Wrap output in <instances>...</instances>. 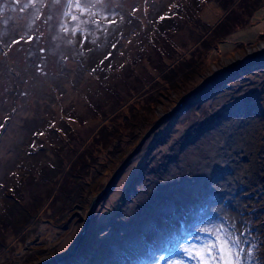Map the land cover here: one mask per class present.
<instances>
[{"label": "rangeland", "instance_id": "374dc122", "mask_svg": "<svg viewBox=\"0 0 264 264\" xmlns=\"http://www.w3.org/2000/svg\"><path fill=\"white\" fill-rule=\"evenodd\" d=\"M206 1L0 0V215L12 208V191L20 186L22 175L38 177L48 167L45 177L54 181L50 198L38 205L22 231H12L20 215H7L10 232L0 227V264H40L64 257L88 217L80 249L57 264H198L197 253L221 246L216 235L204 234L207 227L231 230L227 221L218 227L212 216L224 215L229 206L245 208L241 235L246 246L233 253L236 264H264V54L255 56L264 51V0L248 24L205 55L193 78L163 87L162 102L139 116L134 139L125 138L108 151L95 150L91 169L79 176L75 201L68 203L65 192L53 211L39 215L45 205L50 208L75 157L61 154L66 166L55 167L50 152L64 148L68 134L77 145L85 142L111 117L99 115L97 109L111 111L123 93L128 95L127 83L144 75L139 66L128 65L134 52L148 44L147 56L156 58L146 34H171L172 28L184 26L175 43L178 56L167 63L190 57L192 42L201 38L197 25L206 36L226 15L213 0ZM190 13L199 24L187 22ZM155 79L153 88L159 90L162 81ZM203 84L178 113L152 131L90 211L93 198L159 116L176 109ZM138 95L132 92L126 99ZM89 98L94 100L90 114L89 104L85 106ZM68 117L78 119L77 124ZM86 122L89 129L83 126ZM160 171L163 180L155 194L148 199L138 196L144 191L143 180L153 182ZM228 190H241L248 203L229 202ZM132 201L150 209L140 214V223L127 225L124 218ZM211 264L223 262L213 259Z\"/></svg>", "mask_w": 264, "mask_h": 264}, {"label": "trees", "instance_id": "16d2710c", "mask_svg": "<svg viewBox=\"0 0 264 264\" xmlns=\"http://www.w3.org/2000/svg\"><path fill=\"white\" fill-rule=\"evenodd\" d=\"M213 1L217 3V5L226 12V15L210 31L208 35L204 36L201 34L203 32L201 28L203 27L197 25L199 24V21L197 22V19H194L195 15H193V13L187 14V16H191V18L187 22H190V24L192 25L196 24L197 28L200 29L198 33L201 36V38H196V40L192 42L191 46L193 50L189 53L190 57H184L182 59H179L176 63H173L172 65H169L167 63V61L172 62V60H175V57L178 56V48L175 46V43H177L176 40L178 39L179 41L180 37L182 36L181 34L182 30L184 29V26L172 28L171 34H164L162 30L159 32L160 35H156L157 38L155 36V33H153V35H150V32L146 34L147 37L145 38L150 41V45L157 52V54L155 53L156 58L152 60L151 57L147 56L148 44H142L139 46V49L134 52L137 54L134 57L133 62H130L128 64L135 67L139 66V68H142L144 70V72L142 73L144 74L143 76L137 77L135 79V82L133 81L131 83H127V86L129 87V93L131 94L132 92H137L139 95L135 96V99L130 101V98L126 99L127 97H129L130 94L128 93V95L126 96V93H123L119 97L118 101L114 103V106L111 111H103L101 109H97L98 111H100L98 112L99 115L103 117L109 115L111 117H108L106 121L104 120V123L101 122L99 126L95 128V130L93 129L94 132L92 131V134L85 142L82 141L80 142V144L77 145L74 143V140L76 138H73L72 134H68L66 142L64 144V148H57L52 153L50 152V155L54 158V160H57L56 162H52L55 167L66 166L65 163L62 162V159H64V155L68 156V153L70 154L71 152V156L72 154H74L73 156L75 157L73 158L72 162L68 165V167H66L65 176L63 177V180L60 183L56 196H54L55 199H51L52 203L48 202L50 208L45 205L46 207L39 214L40 216L43 214L45 216L48 209L50 211H53V205L58 206L60 204V199L58 198L65 192L66 198H68L69 201L68 203H70V201H75V199L79 197L77 192L80 190L81 186L79 184V180H81L79 176L82 175L83 171H89V169H91V165L89 164H92L95 160L92 155L95 150L100 149L102 151L106 149V151H108L112 149L113 146H115L114 148H116V146L121 144V141L125 138L134 139V132L141 125L139 124V116L141 118L146 116L149 110L154 109L156 105L162 102V92L164 90L163 87H177L178 85L175 86V84H179L182 81H188L193 78L195 74L198 73V68L205 59V55L209 53L210 50L216 48L218 49V47H221V45L225 43L224 38L228 36L231 32H233L235 29L248 24L249 18L261 6V0ZM204 2L207 3L206 0H203V3ZM180 17L182 18V16ZM158 24V29H160L161 22H159ZM171 35L173 36L172 40H174V43H172V40H170L172 38ZM155 77V82L162 81L163 84L161 85L162 88L159 90H156V87L155 89L153 88V79ZM126 78L130 80L131 74H127ZM93 101L92 98H89L85 103V106L89 104L87 106L89 114L92 108H94ZM68 119H70V122L72 124H77L78 122V119H74L72 117H68ZM83 121L85 120H82L80 122L83 123ZM87 124L88 123L86 122L83 126L86 127V129H89V127H87ZM75 131H77V129H75ZM114 141L117 142L116 145H112ZM199 145L201 147H206V145L203 144ZM61 154L64 155L61 156ZM48 171L49 168L46 167L41 170V172L38 174V177L30 176L29 174H24V176H21L19 181L20 186L15 188L14 191H12L13 195H15V199L14 201H12V208L7 211V214L0 215V227L4 226L8 228L10 226L11 221H9V218L11 217H7L8 214L11 216H14L15 214L20 215V218L17 220L15 227H13V234H17L18 230L22 231L23 228L27 227V225L30 223V217L38 212V205L43 206L44 199L50 198L48 197V195L50 194V188L52 191L54 181H49V178L45 177ZM161 171L159 173H156L158 175L154 177L153 182L143 180L142 186L144 191H142V195L138 194V196L148 199L151 198L153 194H155L156 190H158V182L163 180ZM37 188H40L39 194L36 193ZM137 189H139V186ZM132 190L134 191V188ZM45 191L46 193L44 195ZM29 192L32 193V195L28 198ZM133 203V201L132 203H130L132 207H130V211H127V213L125 214L126 218L124 219L127 225H131V222L133 221L140 223V214L145 215V208L148 206L142 205L138 201H136L135 204ZM140 208L144 210L143 213L139 212ZM63 209H65V207ZM63 209L59 214L63 213ZM148 209L150 208H146V211ZM134 211L137 212L134 213ZM40 216L38 217L40 218ZM1 237L4 236L0 233V238ZM1 250L2 249L0 247V251Z\"/></svg>", "mask_w": 264, "mask_h": 264}, {"label": "bare ground", "instance_id": "6f19581e", "mask_svg": "<svg viewBox=\"0 0 264 264\" xmlns=\"http://www.w3.org/2000/svg\"><path fill=\"white\" fill-rule=\"evenodd\" d=\"M261 47H264V44L261 45ZM239 183H241V179H240ZM228 191H229V193H228L227 197H229V199H228L229 202L234 201L236 203L237 200L239 201L240 199H242V200H244V202L247 201L246 203H248L247 198H249V197L246 194H244L241 190H237V191L228 190ZM229 209H231L232 212L229 211ZM244 209L245 208H242V207H230L229 206V208L226 211H224V215H216V214L213 215L212 214V216L214 217L213 220L217 221L216 223H218V227L220 226L221 221L224 223V226H225L226 221L229 222V226L231 227V230L229 232H227L228 229L226 230V227L223 228L221 226H220V230L215 229L217 231H214L213 229L209 228L210 226L207 227V229H206L207 231H204V234H206V235H208V234L216 235L215 236L216 240L218 242L221 241L220 245H223V247H224V258H228L227 254L229 252H231L232 254L233 253L235 254V252L238 253L237 249L234 246H230L227 243V241L225 239L226 237L228 240H232V241H235L236 243H238L240 245V248L244 245L246 246L245 240L243 239V236L241 235V229L245 225V223L241 221V218H243V216H244V215L242 216L243 212L245 211ZM203 237H205V236H203ZM199 240H200V238H199Z\"/></svg>", "mask_w": 264, "mask_h": 264}, {"label": "water", "instance_id": "95a60500", "mask_svg": "<svg viewBox=\"0 0 264 264\" xmlns=\"http://www.w3.org/2000/svg\"><path fill=\"white\" fill-rule=\"evenodd\" d=\"M262 54H264V51L258 53L257 55L255 56H261ZM243 62L245 61H242V62H239L238 64L235 65V67L237 66H240ZM230 69H226L224 71H221V72H218V73H215L214 77L217 76V75H220L224 72H227L229 71ZM213 78V77H212ZM205 84V83H204ZM201 85L199 87H197L195 90L191 91L190 93H188L183 99H182V102H180V104L177 106L176 109H174L173 111L171 112H168L166 114H162L159 116V119L154 123V125H152V127L149 129V131L143 136V138L140 140V142L138 143V145L135 147V149L126 157V159L122 162V164L120 165V167L116 170V172L114 173V175L112 176V178L110 179L109 183L106 185V187L103 189V191H101L95 198H93V200L91 201L90 203V211L92 210V208L94 207V205L96 204L97 201H99L104 195L105 193L107 192L110 184L112 183L113 179L115 178L117 172L122 168V166L124 164H126L130 159H132L134 156H136L138 154V152L140 151L142 145L144 144V142L147 140V138L150 136V134L152 133V131L158 127L162 122H164L166 119H169L172 115L176 114L179 112L182 104L188 100L189 98L193 97L194 95H196L197 93H199L200 89L204 86ZM88 221H89V217L87 218L86 220V224L84 226V229L83 231L80 233V235L77 237L76 241H75V244L72 248V250L70 251V253H67L64 257L61 256V257H56L54 258L53 260H46V261H43L42 263L40 264H57L59 262H65L67 261L69 258L73 257L74 254L80 249L83 241H84V237H85V233H86V229H87V226H88Z\"/></svg>", "mask_w": 264, "mask_h": 264}, {"label": "snow or ice", "instance_id": "6c2138e0", "mask_svg": "<svg viewBox=\"0 0 264 264\" xmlns=\"http://www.w3.org/2000/svg\"><path fill=\"white\" fill-rule=\"evenodd\" d=\"M225 239L230 246H234L237 249V252H239L240 245L238 243L232 240H228L227 237ZM213 252H215L214 257H213ZM196 255L200 257L198 264H211L213 259H215L217 262L222 261L223 264H236V256L232 254L231 252L227 254L228 258H224L223 245L220 246L218 251L215 248H213L209 252L197 253Z\"/></svg>", "mask_w": 264, "mask_h": 264}]
</instances>
